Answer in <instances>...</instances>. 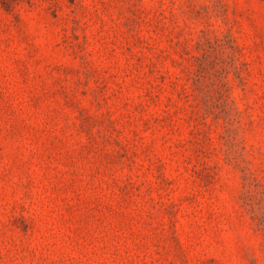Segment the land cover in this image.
Returning <instances> with one entry per match:
<instances>
[{"label": "rangeland", "instance_id": "rangeland-1", "mask_svg": "<svg viewBox=\"0 0 264 264\" xmlns=\"http://www.w3.org/2000/svg\"><path fill=\"white\" fill-rule=\"evenodd\" d=\"M0 264H264V0H0Z\"/></svg>", "mask_w": 264, "mask_h": 264}]
</instances>
